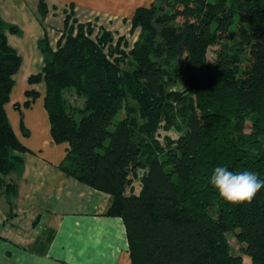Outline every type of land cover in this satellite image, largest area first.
Segmentation results:
<instances>
[{
	"label": "trees",
	"instance_id": "obj_1",
	"mask_svg": "<svg viewBox=\"0 0 264 264\" xmlns=\"http://www.w3.org/2000/svg\"><path fill=\"white\" fill-rule=\"evenodd\" d=\"M46 9L40 1L41 16ZM73 16L65 13L55 50L38 41L43 67L27 82L43 79L51 137L68 144L60 170L110 196L106 215L122 219L131 264H264V188L233 205L208 183L217 166L264 180V0H154L134 12L131 46ZM6 31L19 32L0 19L2 176L19 170L26 150L5 112L21 63ZM224 35L236 38L242 65L217 51L208 62ZM174 64L180 85L165 70ZM176 114L183 135L161 139ZM5 191L14 195L15 184ZM228 232L250 263L228 253Z\"/></svg>",
	"mask_w": 264,
	"mask_h": 264
},
{
	"label": "crops",
	"instance_id": "obj_2",
	"mask_svg": "<svg viewBox=\"0 0 264 264\" xmlns=\"http://www.w3.org/2000/svg\"><path fill=\"white\" fill-rule=\"evenodd\" d=\"M40 1L47 8L43 16ZM153 2L0 0V19L19 31H6L5 37L21 61L14 77L20 84L19 94L11 90L13 97L5 112L13 133L26 149L20 154L19 170L0 175V264H131L122 219L106 215L110 196L60 170L68 144L53 141L41 105L21 108L23 120L19 124V112L12 104L22 105L24 92L31 86L28 77L43 67L38 41L46 37L55 50L65 13L72 10L78 23L102 27L117 38L130 31L135 10ZM10 182L15 184L12 196L5 191Z\"/></svg>",
	"mask_w": 264,
	"mask_h": 264
},
{
	"label": "rangeland",
	"instance_id": "obj_3",
	"mask_svg": "<svg viewBox=\"0 0 264 264\" xmlns=\"http://www.w3.org/2000/svg\"><path fill=\"white\" fill-rule=\"evenodd\" d=\"M97 28V27H96ZM125 36L126 40L128 41V44L131 46V44L135 41L136 37H137V32H134L133 34H129V32ZM116 38V37H114ZM216 51L218 53H220L223 57L228 58L231 57L234 60H239L240 64L242 65V63H244V54L242 53V49L240 47V45L238 44L236 38H231L227 35H224L220 41H218V43L216 45L211 46V48L208 49L207 52V59L209 63H212L216 60ZM242 67H240L241 70ZM165 70L167 71V73L170 75V80L172 81L171 83H174L176 85L181 84V75H180V66L179 65H166ZM184 82V81H183ZM30 86V85H29ZM14 88H12V93L14 92L15 94H19V87L20 84L18 82L14 83ZM18 91V92H17ZM28 91H32L33 92V96L31 97H26V99L24 100V102L22 103V105H18V103L16 104H12V109L15 112H19V124H21V121L23 120L21 118V115L23 114V111L21 108H26L24 106V104L26 102L29 103V106L32 105L33 103H36V105H41V108L43 109V111L46 113V116L48 117V114L46 112L45 106H44V97H45V84L43 79L41 78L36 84H33L30 86ZM26 92V91H25ZM24 92V94H25ZM10 93V97H9V101L11 100V98L13 97V94ZM191 99L193 100L192 102L195 103L194 97L191 96ZM77 101V100H76ZM78 102V101H77ZM18 105V108H16L15 106ZM127 107H129V109L133 110L132 114L133 116L136 118V121L139 123H142V117L140 118L139 116V112H138V105L132 101V100H128L127 103ZM20 109V110H19ZM123 113V112H121ZM177 116H175L176 118H174V120H172V126L169 128H163L161 130H159V133L161 135V139L163 137L168 138L169 140H173L176 141L178 140L184 133V127H182L181 125V117L180 114H176ZM116 120H118V117L116 118ZM249 124L247 123V128L246 131L249 132L248 130ZM247 132V133H248ZM156 136V135H154ZM223 245L226 248V250H228V253L231 254L232 256H239L242 258L244 263H250V257L248 255H246L243 251H242V246L241 244L237 241L234 233L232 232H228L226 234H224L223 236ZM223 248V249H225Z\"/></svg>",
	"mask_w": 264,
	"mask_h": 264
},
{
	"label": "clouds",
	"instance_id": "obj_4",
	"mask_svg": "<svg viewBox=\"0 0 264 264\" xmlns=\"http://www.w3.org/2000/svg\"><path fill=\"white\" fill-rule=\"evenodd\" d=\"M208 183L219 198L233 205L250 203L264 188V180L258 173L248 170L233 172L225 166L215 167Z\"/></svg>",
	"mask_w": 264,
	"mask_h": 264
}]
</instances>
